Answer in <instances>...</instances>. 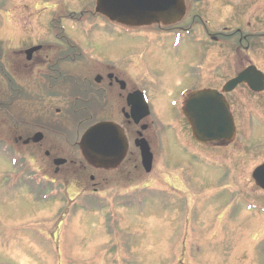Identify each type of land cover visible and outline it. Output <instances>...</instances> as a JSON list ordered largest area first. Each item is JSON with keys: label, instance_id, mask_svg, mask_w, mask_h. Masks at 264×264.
<instances>
[{"label": "flooded vegetation", "instance_id": "1", "mask_svg": "<svg viewBox=\"0 0 264 264\" xmlns=\"http://www.w3.org/2000/svg\"><path fill=\"white\" fill-rule=\"evenodd\" d=\"M52 1L45 0L46 5L35 8L40 12L47 8L51 10L47 14L51 20L49 28L44 22L45 29L20 30L19 18H27L26 21L31 20L32 24L31 15H12L11 19L0 20L3 21L0 26L2 143L7 140V144L15 149L31 151L28 162L47 166L44 170L48 175L51 161L54 165L57 159H64V163L59 167L54 165L55 174H85L92 169L94 174L89 176L94 182L92 192H102L99 187L112 182L123 191L119 195L125 196L132 183L131 176L145 173L140 150L135 145L136 139L143 138L152 154L151 171L164 162L163 166L174 167L177 161L175 151L179 149L183 159L194 164L197 162L208 170L203 175L205 179L211 181V178L219 177L222 180L232 175L243 181L244 177H248L247 181L253 183L255 191L264 196V189L253 177L254 170L264 163V79L259 92L241 83L232 91L222 93L223 85L249 66H254L264 75V29L260 30V26L264 25L262 7L258 6L248 13L245 10L247 6H252L248 4L253 0H239L238 27L228 32L220 17L226 0L212 2V7L209 6L210 0H185L188 12L180 23L130 30L124 33L130 45L127 48L107 54L92 51V55L86 57L81 46L82 38L94 35L92 31L79 28L78 22H82L79 17L106 19L94 12V0H90V6L85 9L82 0ZM194 5L199 13L191 12L195 11ZM213 8L216 23L209 15ZM42 16V13L33 15L35 21H43ZM62 20L69 27L66 30ZM109 23L104 32L112 34L110 38H113L114 24ZM67 30H70L69 34ZM195 31L198 35L196 39L192 36ZM175 34L180 35L179 46L182 43L185 47L189 44L201 47L202 73L196 85H186L174 94L169 90L173 78L182 72V76L193 79L194 72L193 55L188 51L179 54L172 47ZM31 48L35 49L28 56L26 50ZM103 55H107L106 58ZM228 57L233 62L228 61ZM82 61H91L93 69L84 72L80 67ZM228 71L232 73L229 77ZM196 90L222 93L235 126L231 142L199 144L194 141L183 109ZM140 91L145 94L149 115L136 123L130 101ZM152 98L162 105L168 102L164 108L172 117L171 122L162 121L166 114L154 110ZM172 101L175 106H171ZM68 119H74L71 121L73 125L67 126L70 129L62 125ZM88 119L92 121L82 129L81 125ZM100 121L117 123L128 143L121 162L111 170L89 167L78 149V141L85 128ZM179 128L189 132L190 137L180 136ZM6 131L9 135L2 140ZM36 133H41L39 142H33ZM173 133L182 140L185 149L175 143ZM247 157L252 158L255 164L249 173L242 174L246 172ZM173 173L175 177L172 175L171 178H177L178 170L173 169ZM46 174L43 179H46ZM241 190L242 195L249 196L248 191ZM257 207L264 210L261 203Z\"/></svg>", "mask_w": 264, "mask_h": 264}, {"label": "rangeland", "instance_id": "2", "mask_svg": "<svg viewBox=\"0 0 264 264\" xmlns=\"http://www.w3.org/2000/svg\"><path fill=\"white\" fill-rule=\"evenodd\" d=\"M217 1L210 0L209 6ZM90 3V0H82V5H86L83 9ZM238 3L239 0L223 3L221 23L228 32L238 27ZM250 4L246 12L259 6L264 13V0H253ZM44 5L45 0H0V20L11 19L12 15H31L34 27L31 20L19 18L20 30H42L44 22L49 28L51 20L47 14L51 10L35 11ZM196 7L193 6L192 13H199ZM213 10L209 14L212 18ZM38 13L43 14V21H35L33 15ZM79 20L82 21L78 22L79 28L92 31L94 35L82 34L81 46L86 57L92 55V51L107 54L130 46L124 38L126 31L120 33L115 28L113 38H110L112 34L105 33L103 29L110 24L107 20L90 17H79ZM64 21L61 23L66 30L69 27ZM2 23L0 21V26ZM193 35H197L196 31ZM189 45L185 47L181 43L175 51L179 54L188 51L193 55V79L179 72L169 87L174 94L186 85H196L202 73V49L199 45ZM227 60L233 62L229 57ZM92 64L82 61L80 67L87 72L93 69ZM231 75L228 71L227 77ZM152 99L154 110L169 115L164 108L168 102L162 105ZM157 112L155 114L159 115ZM166 115L162 121L171 122L172 117ZM71 121L74 119L62 125L72 126ZM91 121L85 120L82 129ZM6 133L2 140L9 135L8 131ZM179 134L183 138L190 137L189 132L180 128ZM173 136L175 143L185 149L178 135L173 133ZM31 154L25 149H15L7 140L0 141V264H264V214L247 210L242 202L247 199L264 205V196L255 191L248 177L240 181L231 175L209 181L203 176L208 170L197 162L183 159L176 149L174 167L163 166L164 162L157 164L149 174L141 172L131 176L132 184L137 186L131 188L132 196L120 197L123 191L112 182L96 186L102 193L93 196L94 182L89 179L94 174L92 169L85 174L63 176L54 173L51 161L48 175L44 170L47 166L28 162ZM12 159L18 164L14 165ZM252 160L247 157L246 172L242 174L250 172L255 164ZM173 169L178 170L177 178H171ZM31 181L39 183V188H34ZM146 184L149 189H143ZM141 189V193L148 192L140 200ZM239 190L248 191L249 196ZM130 201L135 202L133 207L140 203L134 209L130 205L128 210L121 206L129 205Z\"/></svg>", "mask_w": 264, "mask_h": 264}, {"label": "water", "instance_id": "3", "mask_svg": "<svg viewBox=\"0 0 264 264\" xmlns=\"http://www.w3.org/2000/svg\"><path fill=\"white\" fill-rule=\"evenodd\" d=\"M95 10L105 15L111 21L130 27H139L150 24L170 25L178 22L185 13L184 0H96ZM31 50L28 51L30 53ZM252 70H254L252 68ZM245 70L230 82L224 90H231L237 83L248 81L253 77L260 78L258 72ZM259 75H258V74ZM259 79V82H260ZM256 85L255 82L250 83ZM260 84L254 89H260ZM132 109L143 116L146 107L138 96L131 100ZM135 115V114H134ZM188 120L193 128V135L199 142H217L230 139L233 134V123L227 106L220 94L216 91H201L194 93L186 111ZM40 139L36 134L34 141ZM140 146L143 166L146 171L151 168V155L145 140L137 142ZM79 148L84 159L93 167L113 168L123 157L126 148V139L122 130L112 122L102 121L91 125L82 135ZM122 151V153L120 152ZM62 161H57L60 163ZM259 183L264 188V164L256 170Z\"/></svg>", "mask_w": 264, "mask_h": 264}]
</instances>
